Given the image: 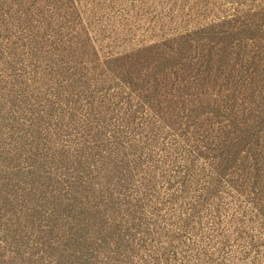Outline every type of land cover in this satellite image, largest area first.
Instances as JSON below:
<instances>
[{
	"label": "rangeland",
	"instance_id": "obj_1",
	"mask_svg": "<svg viewBox=\"0 0 264 264\" xmlns=\"http://www.w3.org/2000/svg\"><path fill=\"white\" fill-rule=\"evenodd\" d=\"M0 264H264V0H0Z\"/></svg>",
	"mask_w": 264,
	"mask_h": 264
}]
</instances>
